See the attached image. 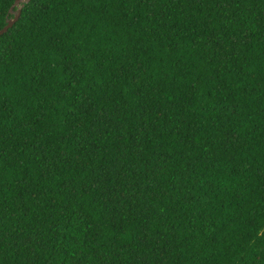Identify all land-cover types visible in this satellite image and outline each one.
I'll return each mask as SVG.
<instances>
[{
  "label": "trees",
  "instance_id": "obj_1",
  "mask_svg": "<svg viewBox=\"0 0 264 264\" xmlns=\"http://www.w3.org/2000/svg\"><path fill=\"white\" fill-rule=\"evenodd\" d=\"M21 4L0 264H264V0Z\"/></svg>",
  "mask_w": 264,
  "mask_h": 264
},
{
  "label": "water",
  "instance_id": "obj_2",
  "mask_svg": "<svg viewBox=\"0 0 264 264\" xmlns=\"http://www.w3.org/2000/svg\"><path fill=\"white\" fill-rule=\"evenodd\" d=\"M28 0H14L13 5L11 6L9 12L13 14L12 18H7L6 24L0 29V35L4 33L9 27L13 25V23L18 19L20 15V9L23 2H26ZM17 6V9H13V7Z\"/></svg>",
  "mask_w": 264,
  "mask_h": 264
}]
</instances>
